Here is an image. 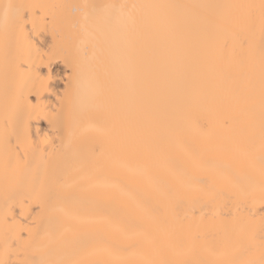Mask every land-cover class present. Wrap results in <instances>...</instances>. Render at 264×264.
I'll use <instances>...</instances> for the list:
<instances>
[{"label":"bare ground","instance_id":"obj_1","mask_svg":"<svg viewBox=\"0 0 264 264\" xmlns=\"http://www.w3.org/2000/svg\"><path fill=\"white\" fill-rule=\"evenodd\" d=\"M0 264H264V0H0Z\"/></svg>","mask_w":264,"mask_h":264}]
</instances>
